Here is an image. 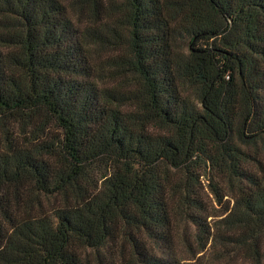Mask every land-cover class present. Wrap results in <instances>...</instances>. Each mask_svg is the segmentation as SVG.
Wrapping results in <instances>:
<instances>
[{
  "label": "trees",
  "instance_id": "1",
  "mask_svg": "<svg viewBox=\"0 0 264 264\" xmlns=\"http://www.w3.org/2000/svg\"><path fill=\"white\" fill-rule=\"evenodd\" d=\"M237 256L264 264V0H0V264Z\"/></svg>",
  "mask_w": 264,
  "mask_h": 264
},
{
  "label": "rangeland",
  "instance_id": "2",
  "mask_svg": "<svg viewBox=\"0 0 264 264\" xmlns=\"http://www.w3.org/2000/svg\"><path fill=\"white\" fill-rule=\"evenodd\" d=\"M221 193H222V197L220 199L219 204L214 201V198H211V200H209L210 204L212 206H214V208H213L214 210H212V212L214 214H218V215L222 214L226 209L231 208V206L233 204V201L230 199V195L227 193V190L225 191V188L223 190H221ZM210 197H211V195H210ZM225 214H226V212H225ZM210 218L208 220H210ZM217 218H219V217H217ZM217 218H215V219H217ZM242 263H243L242 259L239 256H237L235 262H233V264H242Z\"/></svg>",
  "mask_w": 264,
  "mask_h": 264
}]
</instances>
